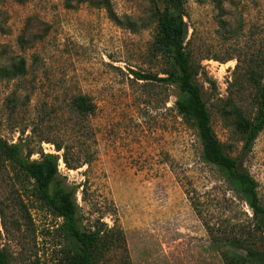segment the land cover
I'll use <instances>...</instances> for the list:
<instances>
[{"label":"rangeland","instance_id":"1","mask_svg":"<svg viewBox=\"0 0 264 264\" xmlns=\"http://www.w3.org/2000/svg\"><path fill=\"white\" fill-rule=\"evenodd\" d=\"M155 1L157 7L145 0H69L68 7L65 0H0V66L18 56L27 64L22 79L0 81V138L17 143L18 129L38 121L44 106L52 111L51 139L92 155L75 170L60 157L58 170L78 189L83 229L106 237L116 230L122 238L120 246L100 251L99 264H121L125 255L130 264H223L203 221L224 238L253 237L259 249L263 240L252 233V212L241 195L202 159L196 127L174 109L178 90L133 75L163 77L170 68L169 59L151 50L153 15L166 5ZM184 11L189 63L212 129L255 180L264 206V127L245 150L228 105L251 119L256 114L255 89L246 86L244 71L264 63V0H184ZM14 89L32 91L17 115L6 108ZM76 95L95 107L84 125L69 113ZM31 144L62 155L53 144ZM61 223L33 181L0 167V247L8 264H69L71 243Z\"/></svg>","mask_w":264,"mask_h":264},{"label":"trees","instance_id":"2","mask_svg":"<svg viewBox=\"0 0 264 264\" xmlns=\"http://www.w3.org/2000/svg\"><path fill=\"white\" fill-rule=\"evenodd\" d=\"M93 0H77L78 3H91ZM156 5L154 0H145ZM70 7L69 0H65ZM163 10L156 8L154 18L157 32L151 45L152 53L169 59L170 68L160 77L158 74L133 72L136 79L151 80L165 85H173L178 90L174 109L185 120L196 127L202 148V159L217 167L224 174L226 181L241 195L252 212V233L261 235L264 246V206L257 194V183L251 175L241 167L237 158L226 154L216 137L209 111L202 98L201 88L196 84V73L190 66V55L186 50L188 27L184 20V0H165ZM103 6L109 4L103 1ZM114 20H116L114 18ZM23 43V39H19ZM27 74L24 58L18 56L7 66H0V81L20 80ZM246 86L255 89L256 114L251 119L234 102H229L231 113L235 118V127L242 136L245 150L251 148L253 142L264 127V63L249 64L244 71ZM32 91L14 89L6 98V108L11 115H17L30 103ZM69 113L75 124H83L94 112V105L85 95L72 97L68 104ZM51 108L40 106L38 121L23 129H18L20 139L17 143H8L0 138V167L7 165L13 171L22 173L33 181L41 203L58 219L62 220L61 232L70 240L71 256L69 264H99V253L111 246H120L122 238L118 231L105 236L103 230L86 231L83 229L80 208L77 203V187L70 186L58 170L61 157L67 169L75 170L89 165L92 155L87 151L74 152L73 146L51 139L48 127ZM40 125V129L37 126ZM88 133L89 127H85ZM27 130L29 131L26 134ZM36 143H50L55 151L62 155L36 151ZM89 147L85 145V149ZM37 154L38 159L31 157ZM199 216L200 210L193 207ZM211 244L218 252L223 264H264V249L257 247V241L242 237H222L221 231L214 229L203 221ZM1 240V231H0ZM0 264H8L7 255L0 247ZM121 264H130L125 255Z\"/></svg>","mask_w":264,"mask_h":264}]
</instances>
